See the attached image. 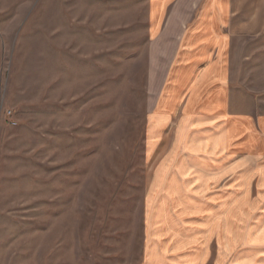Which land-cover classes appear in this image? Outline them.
Returning a JSON list of instances; mask_svg holds the SVG:
<instances>
[{
    "label": "rangeland",
    "instance_id": "1",
    "mask_svg": "<svg viewBox=\"0 0 264 264\" xmlns=\"http://www.w3.org/2000/svg\"><path fill=\"white\" fill-rule=\"evenodd\" d=\"M147 1L0 0V264H147L166 228L174 251L185 239L210 257L216 236L225 264L259 254L264 181L237 179L253 188L249 205L237 193L216 225L215 205L153 181L177 149L172 129H154L173 51L149 34ZM233 40L235 112L262 123V145L249 149L264 156V0H236ZM185 166L195 193L197 167ZM163 206L158 227L151 208Z\"/></svg>",
    "mask_w": 264,
    "mask_h": 264
},
{
    "label": "crops",
    "instance_id": "2",
    "mask_svg": "<svg viewBox=\"0 0 264 264\" xmlns=\"http://www.w3.org/2000/svg\"><path fill=\"white\" fill-rule=\"evenodd\" d=\"M235 19L236 0L147 1L149 34L157 42H162L163 48L173 51L166 62L169 84L155 112L164 115L161 119L164 118L166 123L155 122L154 129L164 126H167V131L172 129L174 148L177 149L170 163H164L170 175L159 174L158 177L155 171L153 181L156 185L163 183L161 194L169 188L173 191L171 194L199 195L198 205H215L211 215L215 225L225 219L222 211L225 206L234 205L238 199H241L238 201L241 205H249L247 198L253 188L247 185L237 189V179L249 178V185L254 179L264 181V169L255 166V162L264 161L262 150L253 156L249 149L250 144L262 145L258 133L262 123L253 120L250 114L237 116L235 112L239 110L231 86ZM153 117L159 119L155 115ZM239 131L245 135L237 136ZM243 152L248 154L247 158H238ZM187 161L194 162L197 167L195 177L200 181L195 184V193H192V187H188L187 179L193 174L185 166ZM229 179H232L231 183L226 184ZM259 190L264 193V185ZM237 193L241 195L238 199ZM253 207L264 208V204ZM152 208L155 225L166 227L167 207ZM199 212L203 209L200 208ZM149 217L151 221L150 213ZM161 233L157 237L164 245L159 248L156 241L153 242L147 264H185V255L191 256L196 252L200 258L196 262L193 260L194 264H225L223 253L220 257L218 255V259L215 257V252H219V237L215 236L212 241L210 257H205L203 249L207 252L208 244L191 243L193 245L189 246L185 239H180L183 244L174 251L167 246V228ZM230 242L231 234H228V240L222 245L230 246ZM255 248L259 254L250 259V264H264V253L261 252L264 244ZM157 255L161 259L158 260Z\"/></svg>",
    "mask_w": 264,
    "mask_h": 264
}]
</instances>
